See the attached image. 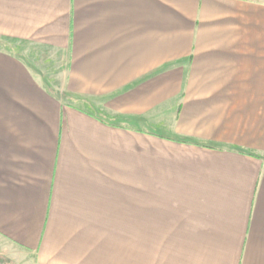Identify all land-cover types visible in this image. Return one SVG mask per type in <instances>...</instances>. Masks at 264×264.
Listing matches in <instances>:
<instances>
[{"label":"crops","instance_id":"crops-1","mask_svg":"<svg viewBox=\"0 0 264 264\" xmlns=\"http://www.w3.org/2000/svg\"><path fill=\"white\" fill-rule=\"evenodd\" d=\"M0 40L3 256L264 264V0H0Z\"/></svg>","mask_w":264,"mask_h":264},{"label":"rangeland","instance_id":"rangeland-1","mask_svg":"<svg viewBox=\"0 0 264 264\" xmlns=\"http://www.w3.org/2000/svg\"><path fill=\"white\" fill-rule=\"evenodd\" d=\"M4 44H6L7 46L6 45L4 46ZM0 48H4L8 51H10L11 49L14 50V41L4 42L3 40L2 41L0 40ZM25 48H26L25 44L21 46V50H24ZM0 264H14V263L11 262L8 258H6V256H3L0 252Z\"/></svg>","mask_w":264,"mask_h":264}]
</instances>
